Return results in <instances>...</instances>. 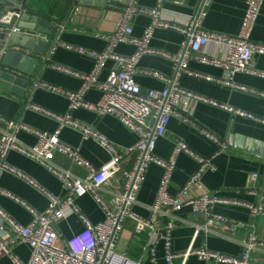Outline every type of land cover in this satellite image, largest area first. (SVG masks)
I'll list each match as a JSON object with an SVG mask.
<instances>
[{"label": "built area", "instance_id": "2783aa9c", "mask_svg": "<svg viewBox=\"0 0 264 264\" xmlns=\"http://www.w3.org/2000/svg\"><path fill=\"white\" fill-rule=\"evenodd\" d=\"M70 1L75 6L82 2V0ZM173 2L177 6H185L187 0H173ZM213 2L214 0H202L198 14L187 24L179 25L170 24L162 19L164 0H159L154 9L140 8L135 0H129L122 10L121 20L116 25L115 31L108 36H103L108 42L105 52L65 47L95 61L94 68L89 74L59 66L52 67L58 72L79 80L81 86L77 91L65 90L47 83L35 84V88L68 100L69 111L65 114H56L31 103L26 106L28 110L55 121L58 124L56 132H42L22 121L7 120L0 116V132L3 134L0 138V175L8 172L27 182L40 191L49 204L45 212H40L27 202L0 188V195L12 200L31 218L28 225H23L0 207V262L8 258L13 264H144L143 261H134L118 251L124 226L131 221L134 224L135 234L148 233L149 243L143 250L150 255L152 264H158L159 245H162L164 250V264H175V260L179 258H182L183 263L186 264L192 256L210 264H264V242L258 240L255 232H250L246 240H238L221 230V227L241 226V224L210 213L214 206L226 205L244 208L250 212L251 216L257 217L264 215L262 207L224 199L217 195H208L204 191L202 179L206 173L216 170L212 159L195 154L183 143L175 145L170 160H163L155 154L157 141L165 135L172 118L192 125L219 149L224 147L218 137L199 128L186 116L192 101L219 108L236 118H248L264 126V120L230 106L218 104L180 86L179 78L182 75H189L264 99V92H250L235 82L239 74L264 79V72L255 70L252 65L255 55L264 57V45L255 43L251 39L264 0H248L242 30L238 36H227L204 30L205 9ZM26 7V0H20L3 9L0 12V33H6L8 37L25 35V32L17 26V22L26 13ZM138 15L147 16L152 20L141 38L134 36L131 25L132 19ZM2 24L10 25L11 28L1 27ZM158 29L175 31L183 37V43L177 55L171 56L150 48L149 43L153 33ZM121 45L134 47L135 54L128 57L118 55L116 48ZM210 46L224 48L225 53L221 56L210 55L207 52ZM147 55L172 62L175 67L174 78L168 79L153 71H142L140 62ZM110 61L115 64V67L106 80L100 82L99 76ZM192 61L223 70L224 78L215 79L189 71L188 65ZM140 75L159 80L165 84V87L159 91L143 92L136 80ZM90 91H98L102 94L98 104L93 105L86 101V95ZM79 109L93 112L99 117L118 119L137 137V142L130 148L116 146L93 126L76 121L71 112ZM64 128L79 133L85 141L96 143L108 154V162L101 167H95L86 161L77 149L60 140V131ZM20 133L34 136L36 144L33 147L23 145L17 138ZM12 152L38 163L59 181L68 198L63 200L43 190L24 172L10 166L7 163V157ZM56 153L68 157L75 166L85 171V176H75L70 171L57 166L53 161ZM179 154L192 158L198 167L185 186L175 195H171L169 186L176 169V156ZM154 165L163 170V177L155 203L149 208L150 215L143 218L135 213L134 207L137 205L138 195L148 170ZM251 178L256 183L259 175L253 174ZM86 196L91 197L103 212L102 222L93 224L77 206L76 201ZM185 208L204 221V224L197 226L196 236L203 231L205 234L237 242L243 246V253L240 256L224 255L205 248L196 249L193 246L184 253L175 252L172 234L179 226L176 214ZM71 216L77 217L83 224V230L71 238H64L60 233L59 225ZM161 219L167 220L163 228L158 227V221ZM16 244L30 248V257L26 262L13 254L12 246Z\"/></svg>", "mask_w": 264, "mask_h": 264}, {"label": "crops", "instance_id": "0c3cea01", "mask_svg": "<svg viewBox=\"0 0 264 264\" xmlns=\"http://www.w3.org/2000/svg\"><path fill=\"white\" fill-rule=\"evenodd\" d=\"M18 1L20 0H0V12ZM158 1L135 0L140 8L145 9L156 8ZM106 2V6L101 7L82 4L75 6L70 0H26V13L23 15L25 20L17 22V26L22 27L21 30L25 32V35L42 36L39 32L49 31L45 25L55 26L54 34L61 29L62 32L53 50H51V44L54 35L48 36L49 43L42 55L17 49L40 58L41 63L36 66L33 77L29 79V87L13 86L16 93L0 88V116L7 120L22 121L42 132L54 133L58 130V124L55 121L28 110L26 106L31 103L56 114H65L69 111V103L66 98L35 88V84L37 82L47 83L69 91H77L80 88L79 80L58 72L52 67H64L82 74H89L93 70L94 60L65 47L83 48L98 53L107 50L108 42L103 36H108L115 31L116 25L121 20L122 10L129 0H106ZM201 2L202 0H187L185 6H177L173 0H164L162 19L170 24L185 25L198 14ZM247 3L248 0H214L205 9L204 30L227 36H238L242 30ZM151 22V18L147 16H135L131 21L134 36L141 38ZM251 39L255 43L264 45V4ZM182 43L183 37L179 33L158 29L154 31L149 46L154 50L175 56L179 53ZM135 52L136 49L128 45L116 48V53L121 56H132ZM207 52L210 55L221 56L225 50L210 46L207 48ZM252 65L255 70L264 72V57L255 55ZM114 67L115 64L112 61L108 62L99 76V81L104 82ZM140 69L157 72L168 79H173L175 76V67L172 62L157 56H144L140 62ZM188 69L191 72L215 79L224 78L223 70L201 65L195 61L189 63ZM3 70L12 71L11 68ZM136 80L143 92L159 91L165 87L163 82L147 76L140 75ZM235 82L250 92H264V79L262 78L239 74L236 76ZM179 83L187 91L264 120V99L251 93L232 90L189 75H182L179 78ZM85 99L96 105L101 101L102 94L98 91H90ZM71 115L76 121L93 126L116 146L130 148L137 142V137L114 117H99L84 109L72 111ZM186 116L199 128L218 137L224 147L219 149L192 125L172 118L165 135L157 141L156 156L163 160H170L175 145L177 143L185 144L195 154L212 159L216 170L206 173L202 179L204 191L208 195H217L224 199L261 206L264 211V126L248 118H236L224 110L196 101L190 102ZM2 137L3 134L0 132V138ZM59 137L63 143L77 149L81 156L95 167H101L109 160L108 154L96 143L85 141L79 133L69 128L62 129ZM17 138L27 147H33L36 144V138L27 133H20ZM53 161L57 166L70 171L75 176H85L83 169L75 166L68 157L60 153L54 155ZM7 163L24 172L43 190L63 200L68 198L59 181L38 163L15 152L8 155ZM197 167V163L189 156L177 155L176 169L169 186V194L175 195L179 192L196 172ZM253 174L259 175L256 183L252 181ZM162 177L163 170L161 168L155 165L150 167L138 195L137 205L134 207L135 213L139 216L149 217V208L155 203ZM0 188L27 202L40 212H45L48 208V200L40 191L8 172H3L0 175ZM76 203L81 212L93 224L104 220L103 212L91 197L86 196L78 199ZM0 207L19 223L29 224L31 220L29 214L9 198L0 195ZM210 213L241 224V226L221 227V230L236 239L246 240L250 232H255L258 240L264 242V215L253 217L244 208L226 205H216ZM176 218L179 226L174 229L172 234L175 252L184 253L193 246L196 249L205 248L224 255L240 256L243 253V246L237 242L205 234L203 231H200L196 236L197 226L204 224V221L189 209L185 208L177 213ZM166 224V219L158 221L159 228H163ZM59 230L64 238H71L83 230V224L77 217L71 216L59 225ZM148 243V233L135 234L133 222L128 221L121 233L118 251L134 261L141 260L144 264H152L150 255L143 250ZM12 252L23 262H26L30 257L31 250L28 246L16 244L12 246ZM157 263L164 264L162 245L158 246ZM174 263L184 264L182 258L176 259ZM0 264L13 263L8 258H4ZM186 264L210 263L200 261L197 257L192 256L186 261Z\"/></svg>", "mask_w": 264, "mask_h": 264}, {"label": "water", "instance_id": "95a60500", "mask_svg": "<svg viewBox=\"0 0 264 264\" xmlns=\"http://www.w3.org/2000/svg\"><path fill=\"white\" fill-rule=\"evenodd\" d=\"M81 4L104 7L107 2L106 0H82ZM21 20H25V17L23 16ZM45 26L49 28V31L39 32L42 36L44 35L43 37L36 35H13L8 37L6 33H0V88L16 93V90L12 88L13 86L29 87V79L33 77L34 70L41 63V59L17 49H24L42 55L49 43L48 36L54 35L51 44V50H53L59 41L62 29L54 34L55 26ZM1 27L11 28L10 25L4 24ZM4 68H11L12 71H4ZM9 85L11 86L9 87Z\"/></svg>", "mask_w": 264, "mask_h": 264}]
</instances>
